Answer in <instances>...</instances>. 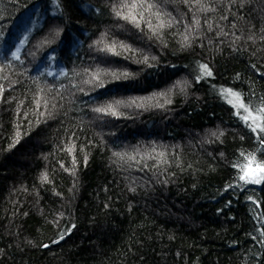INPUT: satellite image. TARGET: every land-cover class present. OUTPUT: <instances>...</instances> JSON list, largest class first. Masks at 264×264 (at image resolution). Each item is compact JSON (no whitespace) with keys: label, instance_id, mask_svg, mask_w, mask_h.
Returning a JSON list of instances; mask_svg holds the SVG:
<instances>
[{"label":"trees","instance_id":"1","mask_svg":"<svg viewBox=\"0 0 264 264\" xmlns=\"http://www.w3.org/2000/svg\"><path fill=\"white\" fill-rule=\"evenodd\" d=\"M225 90L264 107V0H0V264H264Z\"/></svg>","mask_w":264,"mask_h":264},{"label":"snow or ice","instance_id":"2","mask_svg":"<svg viewBox=\"0 0 264 264\" xmlns=\"http://www.w3.org/2000/svg\"><path fill=\"white\" fill-rule=\"evenodd\" d=\"M119 14V13H118ZM127 18V17H126ZM134 20V17L132 18ZM203 74L211 76V71L207 65H201ZM227 96L232 97L229 102L232 103L234 108L242 109L243 113L237 112L236 114L244 121L245 125L251 129L253 133L264 134V107L252 108L245 104L240 97V94L231 90H225ZM111 111V108L108 109ZM97 112L104 111V109H95ZM114 114V113H113ZM257 139L260 144L264 146V135H258ZM241 155H244L243 153ZM245 164L240 168L241 175L239 179L244 184H260L264 182V160H258L255 154L249 153L245 157ZM46 180L47 177L45 176ZM63 239V236H61Z\"/></svg>","mask_w":264,"mask_h":264},{"label":"rangeland","instance_id":"3","mask_svg":"<svg viewBox=\"0 0 264 264\" xmlns=\"http://www.w3.org/2000/svg\"><path fill=\"white\" fill-rule=\"evenodd\" d=\"M96 121H98V120L96 119Z\"/></svg>","mask_w":264,"mask_h":264}]
</instances>
